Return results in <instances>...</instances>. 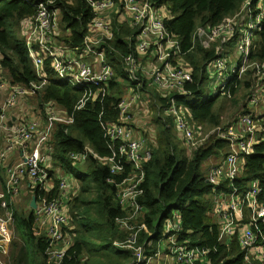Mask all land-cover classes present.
Returning <instances> with one entry per match:
<instances>
[{"label":"built area","instance_id":"obj_1","mask_svg":"<svg viewBox=\"0 0 264 264\" xmlns=\"http://www.w3.org/2000/svg\"><path fill=\"white\" fill-rule=\"evenodd\" d=\"M59 1L24 0L37 10L36 16L22 23L26 50L35 68L36 80L24 87L12 86L3 79L0 69V139L3 135L6 137L0 151V163L6 165L9 154L16 150H21L23 157L13 166L6 165L5 181L0 177V200L5 210L0 214V264H10V258H6L10 255L13 240L11 205L21 195L24 177H28L33 190L47 187V146L55 124L71 125L74 122L56 106L49 108L47 118L43 120L36 116L37 109L27 104L28 98L37 95L48 83L44 62L51 59L58 79L69 82L64 84L82 92L83 98L76 110H81L87 102H103L110 93L109 82L117 74L105 49L114 41L115 24L128 31L122 37L129 49L122 62L130 82L122 84L123 97L116 106V122L104 125L110 156L99 157L89 146L70 155L74 162H84L92 156L108 167L106 181L116 188L117 203L130 216L116 218L115 225L126 229L128 237L121 243H114V246L131 252L130 264L154 261L158 264H210L211 251L207 248L192 247L189 241L178 242L182 220L176 212L173 219L164 223L162 233L165 238L140 241L141 232L147 230L143 220L147 210L140 202L145 195L143 164L152 159V138L155 135L150 128V119L144 120L143 117L150 116V94L156 92L170 98L169 107L163 114L174 120L175 131L191 151L211 136L228 143L227 161L218 167L211 164L208 171V182L213 187H227V193L217 188L212 197L216 204L214 214L220 230L219 242L228 244L238 238L245 252L246 264H264V182L254 180L246 190L237 184V180L244 176L247 158L255 154V146L264 144V123L261 124L264 120L259 115L254 118L245 114L233 124L218 126L202 135L199 127L189 124L188 110L181 101L192 96L187 86L194 83L193 71L185 62L183 42L166 29L171 15L165 6H158L154 0H86L95 11V18L88 27L82 46L70 48L60 46L57 39L61 36L62 19L57 5ZM252 4L254 13L251 12ZM263 27L264 0H246L241 11L221 25L197 28L198 39L203 45L219 43L217 57L210 65L221 85L216 95L231 97L232 89L238 88L237 83L252 68L249 57L253 39ZM234 42V50L227 52L226 46ZM120 52L115 50L117 54ZM254 70L259 81L264 83V63ZM122 81V78H117V83ZM251 94L250 107H259L264 84L255 87ZM16 111L19 115H15ZM161 113L159 108L160 116ZM146 134L152 138H147ZM5 182L7 184L3 185ZM69 185L68 179L62 178L59 182L61 196L41 199L35 210L38 226L49 241L47 258L53 264H63L72 258L69 252L75 242L74 236L63 232L69 223L63 199ZM243 222L247 223L236 235ZM85 263L82 255L76 264Z\"/></svg>","mask_w":264,"mask_h":264},{"label":"trees","instance_id":"obj_2","mask_svg":"<svg viewBox=\"0 0 264 264\" xmlns=\"http://www.w3.org/2000/svg\"><path fill=\"white\" fill-rule=\"evenodd\" d=\"M154 1L170 12L171 17L166 22V27L183 42L182 47L187 53L185 59L193 71L194 83L187 86L192 96L181 101L188 110L186 117L189 124L199 127L205 133L221 126L225 109L237 106L235 98L240 92H245L244 102L246 100L242 115L250 114L254 118L259 115L264 120V105L257 108L249 105L251 91L264 84L259 81L254 70L264 63V27L253 39L249 57V66L252 68L237 83L238 88L232 89V96L203 97L202 88L208 79L207 65L217 57L219 43L203 45L200 40L196 41L197 28H215L221 25L239 13L246 0ZM57 5L62 13L61 36L57 38L60 46L81 47L94 19L91 7L86 0H60ZM251 6V12L254 13V5ZM36 13V8L24 0H0V69L3 79L12 86L24 87L36 80L34 65L25 48L26 38L22 28V23L36 16ZM115 27L114 41L105 49L117 74L110 82V93L103 102H87L81 110H76L83 94L58 79L52 69L51 59L44 62L48 83L37 95L27 100L29 106L37 109L36 116L43 120H46L49 108L56 106L73 118L74 122L71 125L55 124L52 139L47 146V187H37L34 190L30 187L29 191L33 195L28 198L26 206L18 207V200L11 205L17 234L13 235L10 264H53L48 261L49 241L44 230L38 226L35 210L31 208V198L35 196L39 200L40 197H60L59 182L62 178L73 182L63 197L69 218L63 232L75 239L69 252L72 258L63 264H76L82 255L85 257V264L131 262V252L114 246V243H121L128 237L127 230L123 231L115 225L116 218L130 216L117 203L116 188L106 181L109 176L108 167L92 156L84 162L70 159L72 153L82 152L85 146H89L99 157L110 156L104 138V125L116 122V106L123 96L122 84L130 82L122 62L129 50L122 37L128 31L117 24ZM115 50L121 52L117 54ZM137 75L141 77L139 73ZM117 78H122V83H117ZM150 97L151 114L143 119H150V128L155 135L152 138L146 134L152 138L153 152L152 159L143 164L146 176L143 186L145 195L140 202L147 210L143 219L147 230L141 232L140 241L163 237L165 221L172 219L176 212L182 220L178 242L189 241L192 247L207 248L211 251L210 264H246L245 252L238 238L230 240L228 244L219 242L220 230L214 220V205L211 201L213 186L208 182V175L203 174L205 162L208 161L206 168L209 169L210 162L213 164L215 160L227 157L228 143L211 136L197 149L186 151V143L174 129V120L163 114L169 107L170 98L162 97L156 92H151ZM13 165L15 164H11ZM254 180L264 182V144L255 146V154L248 158L244 176L237 180V184L239 188L246 190ZM23 181H29L28 177L25 176ZM223 189L226 191V188ZM1 202L0 200V214H4ZM245 223L247 222H243L237 229L236 235Z\"/></svg>","mask_w":264,"mask_h":264},{"label":"rangeland","instance_id":"obj_3","mask_svg":"<svg viewBox=\"0 0 264 264\" xmlns=\"http://www.w3.org/2000/svg\"><path fill=\"white\" fill-rule=\"evenodd\" d=\"M234 45H235V42L233 44H231V45H227L226 46L227 52H232L234 50ZM25 48H26V45H25ZM210 65H211V63L207 67L208 79L205 81V83L203 85V88H202L204 99H208V98H211V97L215 96L216 94H218L217 90L219 88H221V85H220V83L217 80L215 72L214 71L211 72V70H210ZM122 97L120 98V100L122 99ZM244 97H245V92H240L237 95V97L235 98V101L237 102V106L236 107L228 106L225 109L224 114L222 116V125L233 124L234 122H236L238 120L239 116H241L243 114V112H245L244 105L246 103V100L244 102ZM260 103H261V105H264V94H263L262 98L260 99ZM57 109L61 110L59 107H57ZM166 116H168V115H166ZM202 134L203 133H201V135ZM146 137L149 138L150 136H146ZM2 148H3V143H2V141L0 139V151L2 150ZM186 149H187L186 151H190L187 147H186ZM210 163H209V166H210ZM207 164H208V161L203 164V174L205 176L208 175V171H209V169L206 168ZM4 167H5V165L0 164V168L4 169ZM3 177H4L3 180H5L6 179V174H3ZM75 182H76V180H75ZM69 183L72 184L73 182L69 179ZM6 184H7V182H5L3 185H6ZM211 200L213 202L212 196H211ZM28 202H29V199H26L25 197H23V195L21 193V195H20V197L18 199V202H17V206L18 207L26 206L28 204ZM11 230H12L13 235L16 236V234H17V225H16L15 221H13L12 224H11ZM123 231H125V230H123ZM162 231H163V229H162ZM154 264H158V263L155 262ZM160 264H164V263L162 262Z\"/></svg>","mask_w":264,"mask_h":264},{"label":"crops","instance_id":"obj_4","mask_svg":"<svg viewBox=\"0 0 264 264\" xmlns=\"http://www.w3.org/2000/svg\"><path fill=\"white\" fill-rule=\"evenodd\" d=\"M15 115H19V112L16 111L15 112ZM5 138L6 137L4 135L1 138V141L3 142V145H4V139ZM21 159H23V157H22V151L21 150H16V151H14V152H12V153L9 154V156H8V163L9 164H16L17 162L19 163L21 161ZM222 160L223 159H218V160H215V162L220 163ZM3 174H6V171H5V169L0 168V177H1L2 180L4 179ZM6 178H7V175H6ZM5 180H3V181H5ZM29 188H30L29 181H25L24 182V186H23V192H22V194H23V197H25L26 199H28V198L30 199V197L33 195V193L31 191H29ZM214 220H215V218H214ZM9 256L6 258V260H9Z\"/></svg>","mask_w":264,"mask_h":264},{"label":"bare ground","instance_id":"obj_5","mask_svg":"<svg viewBox=\"0 0 264 264\" xmlns=\"http://www.w3.org/2000/svg\"><path fill=\"white\" fill-rule=\"evenodd\" d=\"M252 7V6H251ZM92 9V8H91ZM252 10V9H251ZM92 11H93V13H94V18H95V11L92 9ZM225 22V21H224ZM92 23V22H91ZM166 29H167V31L169 32V30H168V28L166 27ZM195 40L197 41V40H199L198 39V36H197V31H196V34H195ZM186 55H187V53H186ZM185 55V56H186ZM184 59H185V57H184ZM185 62L187 63V61H186V59H185ZM0 63H1V61H0ZM211 63V62H210ZM209 63V64H210ZM208 64V65H209ZM208 65H207V67H208ZM248 71V70H247ZM138 76V75H137ZM128 78H129V76H128ZM139 78V77H138ZM64 83H67V84H69V82H66L65 80H63V79H61ZM113 79H111L110 80V82L112 81ZM129 81H130V79H129ZM109 82V83H110ZM264 123V122H263ZM262 122H261V124H263ZM201 133H205V132H202V130L200 131ZM200 133V134H201ZM199 136H197V138H198ZM186 143V142H185ZM187 148L190 150L191 148L189 147V146H187ZM250 158V157H249ZM247 160H248V158H247ZM227 161V158H223V160L220 162V163H217V162H215L214 161V163H213V165L215 166V167H218V166H220L221 164H224L225 162ZM1 164V163H0ZM247 165V164H246ZM4 169H5V171L7 172L8 170H7V168H6V165H5V167H4ZM219 189V190H221L222 192H224V193H227V187H224V185H220L219 187H213V193H212V197H213V195H214V192H215V190L216 189ZM223 188H226V191L223 189ZM42 190V189H41ZM35 197V196H34ZM43 198H46V197H40L39 198V200H37V206H38V204L40 203V201H41V199H43ZM212 201V200H211ZM212 204L214 205V208H213V216H214V218H215V214H214V209H215V207H216V204H215V201H214V199H213V202H212ZM37 208V207H36ZM33 210H36V209H33ZM173 219V218H172ZM244 225V224H243ZM242 225V226H243ZM121 229V228H120ZM121 230H125L126 231V229H121ZM166 237V235L164 234V236L163 237H161V238H165ZM74 245V244H73ZM73 247V246H72ZM155 263V261L154 262H151L150 264H154ZM164 263V262H163Z\"/></svg>","mask_w":264,"mask_h":264},{"label":"water","instance_id":"obj_6","mask_svg":"<svg viewBox=\"0 0 264 264\" xmlns=\"http://www.w3.org/2000/svg\"><path fill=\"white\" fill-rule=\"evenodd\" d=\"M31 207H32V209H36V207H37V198L36 197L32 198Z\"/></svg>","mask_w":264,"mask_h":264}]
</instances>
